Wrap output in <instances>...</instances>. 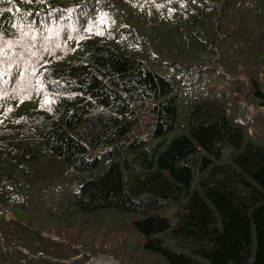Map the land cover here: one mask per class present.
Segmentation results:
<instances>
[{"label":"trees","instance_id":"16d2710c","mask_svg":"<svg viewBox=\"0 0 264 264\" xmlns=\"http://www.w3.org/2000/svg\"><path fill=\"white\" fill-rule=\"evenodd\" d=\"M107 228L122 264H264V0H0V264Z\"/></svg>","mask_w":264,"mask_h":264},{"label":"rangeland","instance_id":"374dc122","mask_svg":"<svg viewBox=\"0 0 264 264\" xmlns=\"http://www.w3.org/2000/svg\"><path fill=\"white\" fill-rule=\"evenodd\" d=\"M239 99H240V96H239ZM250 112H251V110H250ZM252 112H254V110ZM255 113L257 114L258 111ZM252 115L254 116L255 114L252 113ZM111 230H113V229L112 228H107L106 230L102 229L101 230L102 233L99 236H95L96 239L93 240V242H94L93 245L96 246L95 248L101 249L102 252H101V254L98 253L99 255L97 254V256L92 257V260H91L92 263L91 264H98L102 260H107L105 258H110L111 260H113L119 264H122L119 259H115L113 256H111L110 255L111 253H109V251H111V249L118 251L119 248L124 246L127 234L123 230H121V228H120V230H116V231L115 230L111 231ZM107 233H108L107 238L101 239L102 235L103 234L106 235ZM100 242H103V244L102 245L98 244ZM107 253H109V254H107ZM113 261H110V264H117ZM105 264H108V263L105 262Z\"/></svg>","mask_w":264,"mask_h":264},{"label":"water","instance_id":"95a60500","mask_svg":"<svg viewBox=\"0 0 264 264\" xmlns=\"http://www.w3.org/2000/svg\"><path fill=\"white\" fill-rule=\"evenodd\" d=\"M105 259H107V260H102L101 262L105 261V262H107L108 264H110V261H113V260H111L110 258H105ZM101 262L98 263V264H102ZM113 262H115V261H113ZM115 263H117V262H115ZM117 264H119V263H117Z\"/></svg>","mask_w":264,"mask_h":264},{"label":"bare ground","instance_id":"6f19581e","mask_svg":"<svg viewBox=\"0 0 264 264\" xmlns=\"http://www.w3.org/2000/svg\"><path fill=\"white\" fill-rule=\"evenodd\" d=\"M102 264H105V261L101 262Z\"/></svg>","mask_w":264,"mask_h":264}]
</instances>
